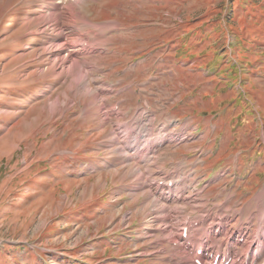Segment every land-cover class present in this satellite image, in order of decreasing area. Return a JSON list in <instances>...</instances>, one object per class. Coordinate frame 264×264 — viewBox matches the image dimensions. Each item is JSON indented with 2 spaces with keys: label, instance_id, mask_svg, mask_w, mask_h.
<instances>
[{
  "label": "rangeland",
  "instance_id": "obj_1",
  "mask_svg": "<svg viewBox=\"0 0 264 264\" xmlns=\"http://www.w3.org/2000/svg\"><path fill=\"white\" fill-rule=\"evenodd\" d=\"M261 211L264 0H0V264L264 261Z\"/></svg>",
  "mask_w": 264,
  "mask_h": 264
},
{
  "label": "bare ground",
  "instance_id": "obj_2",
  "mask_svg": "<svg viewBox=\"0 0 264 264\" xmlns=\"http://www.w3.org/2000/svg\"><path fill=\"white\" fill-rule=\"evenodd\" d=\"M73 9V8H72ZM75 9V8H74ZM75 20V19H74ZM107 25H109V28L107 27V29H110V28H113L114 26H113V23H108ZM106 27V26H105ZM105 27H101L100 26V28H99V30H103L104 31V29H105ZM115 28V27H114ZM88 33V32H87ZM61 38V37H60ZM55 39L54 41L55 42H57V43H60V41H61V39ZM56 43V44H57ZM74 44V43H73ZM77 44V43H76ZM62 45V44H61ZM89 45V46H88ZM90 45H91V47H90ZM101 45H103L102 43H100V42H98V40L97 39H95L94 41L93 40H90L89 38H88V40H87V45L85 46V48L86 49H83L84 51H81L80 52V54H79V56L80 55H86L87 54V56L88 55H90L91 53H93V52H95V50H101ZM64 46V45H63ZM77 47V46H76ZM72 49V48H71ZM71 49H69V48H67V47H64L63 49H61L60 51H58V52H55V56H57V57H62V52H65V53H67L68 52V58L70 59V58H72L74 61H76L75 60V58H74V52H73V50H71ZM73 49H74V47H73ZM78 51H80V50H78ZM78 55V54H77ZM65 56V55H64ZM79 56H78V58H79ZM81 57V56H80ZM84 57V59H85V56H83ZM80 59H82V57L80 58ZM78 60V59H77ZM87 60V59H86ZM79 61V60H78ZM77 62V61H76ZM55 63V62H54ZM80 63V62H79ZM84 63V62H83ZM95 64V63H94ZM65 65V64H64ZM82 65H80V67H81ZM99 66V65H98ZM95 67V66H94ZM93 67V68H94ZM63 68V67H62ZM85 68H90L89 66H88V64L87 63H85V66H84V69L82 70V71H79L78 72V70H77V68L73 71V68H69L68 69V71H66V73H69V74H72V75H70V76H72V79H73V81L74 82H79L80 80H82V79H84L85 77H87V73H86V71H85ZM92 68V67H91ZM87 72H88V70H87ZM68 74V75H69ZM89 74V73H88ZM75 85V84H74ZM94 101V100H93ZM109 119V118H108ZM151 135V134H150ZM152 136V135H151ZM150 138V137H149ZM151 140V139H150ZM152 141V140H151ZM155 141V140H154ZM154 146V145H153ZM159 198H161V197H159ZM161 199H163V198H161ZM164 201L163 202H165L166 203V201L167 202H169V203H171V201H170V199H163ZM176 201V200H175ZM174 201V202H175ZM184 203L186 204V205H189L188 203H186L185 201H184ZM178 208V207H177ZM249 219V218H248ZM259 219H261V221H264V211L262 212H260V216H259ZM224 230H225V228L223 229V232H224ZM200 231H203V229L201 228L200 229ZM225 234V233H224ZM208 238V237H207ZM210 239H212V240H214V238L212 237V236H210ZM240 240V239H239ZM239 240H236L235 241V239L234 238H232L231 239V241H235V243H241ZM243 243V242H242ZM241 243V244H242ZM263 246H264V244H263ZM205 249V248H204ZM233 254V253H232ZM260 261V256H257V258L255 259V261H254V263L253 264H258V262Z\"/></svg>",
  "mask_w": 264,
  "mask_h": 264
}]
</instances>
